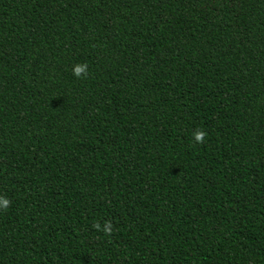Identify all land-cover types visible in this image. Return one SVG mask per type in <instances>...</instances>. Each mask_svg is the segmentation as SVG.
I'll use <instances>...</instances> for the list:
<instances>
[{"label": "trees", "instance_id": "1", "mask_svg": "<svg viewBox=\"0 0 264 264\" xmlns=\"http://www.w3.org/2000/svg\"><path fill=\"white\" fill-rule=\"evenodd\" d=\"M0 196V264H264V0H0Z\"/></svg>", "mask_w": 264, "mask_h": 264}, {"label": "clouds", "instance_id": "2", "mask_svg": "<svg viewBox=\"0 0 264 264\" xmlns=\"http://www.w3.org/2000/svg\"><path fill=\"white\" fill-rule=\"evenodd\" d=\"M73 75L76 76L77 78L86 79L89 75L88 64L87 63H79V64L74 65ZM206 135H207V133L204 130H198L194 134L195 142L196 143H204V138ZM10 205H11V201L8 198H6L4 196H0V209L7 210ZM93 227L95 229H97L98 231L100 230L99 223H94ZM103 231H104L105 235L111 234V232H112L111 222H107L105 224Z\"/></svg>", "mask_w": 264, "mask_h": 264}]
</instances>
